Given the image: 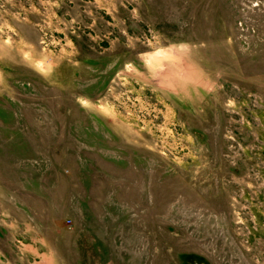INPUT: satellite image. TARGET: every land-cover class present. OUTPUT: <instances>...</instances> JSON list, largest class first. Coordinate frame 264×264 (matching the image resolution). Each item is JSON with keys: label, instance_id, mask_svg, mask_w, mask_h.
Listing matches in <instances>:
<instances>
[{"label": "rangeland", "instance_id": "1", "mask_svg": "<svg viewBox=\"0 0 264 264\" xmlns=\"http://www.w3.org/2000/svg\"><path fill=\"white\" fill-rule=\"evenodd\" d=\"M0 230V264H264V0H0Z\"/></svg>", "mask_w": 264, "mask_h": 264}, {"label": "flooded vegetation", "instance_id": "2", "mask_svg": "<svg viewBox=\"0 0 264 264\" xmlns=\"http://www.w3.org/2000/svg\"><path fill=\"white\" fill-rule=\"evenodd\" d=\"M1 237H2V232H1V230H0V240H1ZM2 249V248H1ZM3 254V253H2ZM3 262V260H1L0 259V263H2Z\"/></svg>", "mask_w": 264, "mask_h": 264}]
</instances>
